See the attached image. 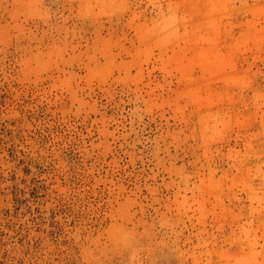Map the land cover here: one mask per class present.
I'll list each match as a JSON object with an SVG mask.
<instances>
[{"label": "rangeland", "instance_id": "374dc122", "mask_svg": "<svg viewBox=\"0 0 264 264\" xmlns=\"http://www.w3.org/2000/svg\"><path fill=\"white\" fill-rule=\"evenodd\" d=\"M0 264H264V0H0Z\"/></svg>", "mask_w": 264, "mask_h": 264}]
</instances>
